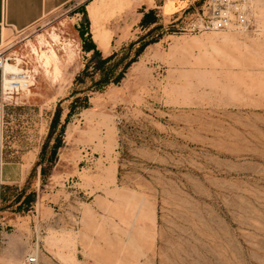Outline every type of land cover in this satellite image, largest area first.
<instances>
[{
    "label": "rangeland",
    "instance_id": "rangeland-1",
    "mask_svg": "<svg viewBox=\"0 0 264 264\" xmlns=\"http://www.w3.org/2000/svg\"><path fill=\"white\" fill-rule=\"evenodd\" d=\"M112 1L93 18L99 0H72L0 45L26 53V41L53 25L74 52L68 59L53 45L57 80L28 55L22 66L35 68V83L8 98L40 115H27L31 147L11 154L26 151L27 162L5 189L0 264H24L30 253L37 264H264V0H245V31L215 32L191 29L205 0ZM149 10L156 22L142 27ZM103 24L112 30L107 50L90 33ZM152 27L145 39L156 41L119 84L75 83L91 55L85 39L103 56L122 54ZM85 95L89 106L69 118L41 181L36 162L57 106L62 122ZM32 190L34 203L20 206Z\"/></svg>",
    "mask_w": 264,
    "mask_h": 264
},
{
    "label": "crops",
    "instance_id": "crops-1",
    "mask_svg": "<svg viewBox=\"0 0 264 264\" xmlns=\"http://www.w3.org/2000/svg\"><path fill=\"white\" fill-rule=\"evenodd\" d=\"M70 1L72 0H0V45L2 43L9 44V35L11 31H23L28 29L45 15L57 10ZM103 2L104 0H99V2H95L89 6V13L93 18L97 17L99 7ZM127 6L128 7L125 9L117 11V13H112L111 18L131 8L130 3ZM87 8L88 6H85L86 11ZM90 33L92 40L96 43L98 48L102 50L108 49L112 35V30L110 28L103 24L101 29H96V31L90 28ZM225 34L226 37H228V33ZM103 35H105V39L101 41ZM8 48L9 47L4 49L3 52H0V57L8 54V52H6ZM2 73L3 70L0 69V194L1 190L5 193V189L11 182L10 179H14L12 181L13 183H19L23 179V166L27 162L25 156L26 151L21 152V156L17 155V158H11V154L12 156H14V153L19 154V148L31 147L26 137L27 115L30 117V112H33L34 116L36 111L40 115V110L35 107L30 109L24 106H11V101H9L8 98L14 97H12L13 94L9 96L3 91ZM37 132H39V130ZM33 133H35V129H33ZM40 137L41 134L39 133L37 138L38 147L41 145L39 143ZM11 148L14 149L12 152L10 151ZM35 158L36 156L31 157L29 162L35 161ZM12 171H16L14 173H17L16 177L14 174L11 175ZM13 221L15 222V220Z\"/></svg>",
    "mask_w": 264,
    "mask_h": 264
},
{
    "label": "trees",
    "instance_id": "trees-1",
    "mask_svg": "<svg viewBox=\"0 0 264 264\" xmlns=\"http://www.w3.org/2000/svg\"><path fill=\"white\" fill-rule=\"evenodd\" d=\"M156 21L154 19V12L149 10L142 14L140 19V25L142 27H149L154 24ZM158 27L150 28L145 35L138 38L136 41H132L129 44V50L125 53L119 54L118 52H113L107 56H103L101 50L96 48L95 44L92 43L90 38L85 39V43L83 46V50L86 52L91 51V55L88 58L87 62L85 63L84 68L82 71L76 75L75 83H81L84 81L86 77L90 78V85L86 88L87 90L97 91L104 88L107 85L114 84L117 85L119 82L124 78L127 69L131 66L133 62H135L138 56L143 52L145 47L150 43L155 42L156 40H146L145 38L155 29ZM82 35V34H81ZM135 44H138L137 47L134 49L133 54L131 55L130 52ZM96 77V78H95ZM76 91H73L71 96L76 95ZM62 101V100H61ZM60 101V102H61ZM59 102V103H60ZM89 106L88 103V96L85 95L83 97L76 96L72 99L69 104V111L64 118V121L60 122L61 116V109L57 106L49 124V130L46 136L44 143L42 144L39 154L38 160L36 165H39L40 170V178L41 181L44 180L49 173L46 172L45 162L48 163L49 166H52L57 158V150L62 146L63 142V133L65 126L71 117V115L78 109H84ZM59 126V127H58ZM58 133L54 137L52 145L50 146V150L46 153V148L48 147L51 138L57 131ZM50 168V167H49ZM25 188H23L20 193L18 194L17 198H19ZM36 197L35 191L28 192L21 204H23L26 208L30 207ZM1 198V206L0 209H3V203L6 201L5 193L1 190L0 194ZM20 208V207H19Z\"/></svg>",
    "mask_w": 264,
    "mask_h": 264
},
{
    "label": "bare ground",
    "instance_id": "bare-ground-1",
    "mask_svg": "<svg viewBox=\"0 0 264 264\" xmlns=\"http://www.w3.org/2000/svg\"><path fill=\"white\" fill-rule=\"evenodd\" d=\"M136 1L140 3H144V1L146 2V0ZM147 1L150 2L151 0ZM103 39H105V35L101 37V41H103ZM53 45L60 46L66 53L68 59H71V57L73 56L74 52L70 40H65L62 35L56 30L55 26L52 25L48 27L44 32L37 33L34 39H29L26 41L24 45L26 47V53L22 54L13 49L9 52V54L0 57L3 70L2 88L6 95L11 96L12 94L19 93V91H14L15 88L12 85L10 86L9 83H11L12 81H15V83H18V86L22 87L24 85V82H27L31 86L34 85L35 68L27 69L22 66V63L27 61L26 57L28 55L33 57L37 66L42 68L47 75L52 77L53 80H57L58 77H60V58L53 48ZM11 60L12 62H10ZM17 89L19 90V87ZM25 89L27 91L29 90V88Z\"/></svg>",
    "mask_w": 264,
    "mask_h": 264
},
{
    "label": "built area",
    "instance_id": "built-area-1",
    "mask_svg": "<svg viewBox=\"0 0 264 264\" xmlns=\"http://www.w3.org/2000/svg\"><path fill=\"white\" fill-rule=\"evenodd\" d=\"M165 1L168 0H153L154 3H164ZM244 3L245 0H205L201 13L192 24L191 29L198 32H215L228 29L245 31L248 29L250 20ZM0 69L2 70L1 61ZM26 83L24 82L23 87L18 86V83H15V81L9 84L15 88L14 91H19L20 93L25 88L31 87V85ZM18 87L19 90L17 89ZM24 264H37V255L32 253L28 254L24 259Z\"/></svg>",
    "mask_w": 264,
    "mask_h": 264
}]
</instances>
